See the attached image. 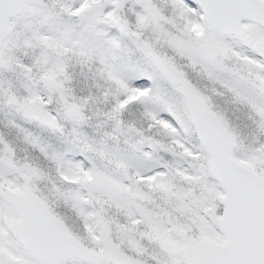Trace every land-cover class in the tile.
Returning a JSON list of instances; mask_svg holds the SVG:
<instances>
[{
    "label": "snow or ice",
    "instance_id": "6c2138e0",
    "mask_svg": "<svg viewBox=\"0 0 264 264\" xmlns=\"http://www.w3.org/2000/svg\"><path fill=\"white\" fill-rule=\"evenodd\" d=\"M0 264H264V0H0Z\"/></svg>",
    "mask_w": 264,
    "mask_h": 264
}]
</instances>
